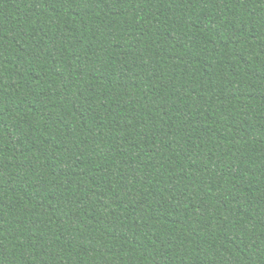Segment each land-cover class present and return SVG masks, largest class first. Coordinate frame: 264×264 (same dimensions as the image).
I'll use <instances>...</instances> for the list:
<instances>
[{"label":"trees","instance_id":"16d2710c","mask_svg":"<svg viewBox=\"0 0 264 264\" xmlns=\"http://www.w3.org/2000/svg\"><path fill=\"white\" fill-rule=\"evenodd\" d=\"M0 264H264V0H0Z\"/></svg>","mask_w":264,"mask_h":264}]
</instances>
